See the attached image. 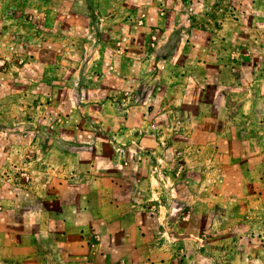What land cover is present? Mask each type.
I'll use <instances>...</instances> for the list:
<instances>
[{
  "label": "rangeland",
  "instance_id": "rangeland-1",
  "mask_svg": "<svg viewBox=\"0 0 264 264\" xmlns=\"http://www.w3.org/2000/svg\"><path fill=\"white\" fill-rule=\"evenodd\" d=\"M111 202L264 264V0H0L2 256Z\"/></svg>",
  "mask_w": 264,
  "mask_h": 264
},
{
  "label": "crops",
  "instance_id": "crops-1",
  "mask_svg": "<svg viewBox=\"0 0 264 264\" xmlns=\"http://www.w3.org/2000/svg\"><path fill=\"white\" fill-rule=\"evenodd\" d=\"M128 204L124 212L112 202L97 210L64 207L60 230L45 226L50 239L42 245L44 253L33 241L14 242L6 257L0 252V264H174L172 246L159 233L149 231L142 224V211ZM192 226L189 222L185 232ZM211 256L210 264H215ZM230 263H234L231 258L223 261Z\"/></svg>",
  "mask_w": 264,
  "mask_h": 264
}]
</instances>
